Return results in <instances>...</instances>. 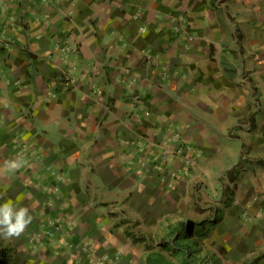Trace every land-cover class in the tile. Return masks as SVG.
<instances>
[{"label":"crops","instance_id":"obj_1","mask_svg":"<svg viewBox=\"0 0 264 264\" xmlns=\"http://www.w3.org/2000/svg\"><path fill=\"white\" fill-rule=\"evenodd\" d=\"M17 157L0 193L39 263L117 259L124 219L190 202L229 261L264 264V0H0Z\"/></svg>","mask_w":264,"mask_h":264},{"label":"rangeland","instance_id":"obj_2","mask_svg":"<svg viewBox=\"0 0 264 264\" xmlns=\"http://www.w3.org/2000/svg\"><path fill=\"white\" fill-rule=\"evenodd\" d=\"M124 220L127 224L123 232L110 236L111 242H121L119 257L104 259L101 264H248L232 262L224 256L211 241V225L205 210L191 208L190 202L182 215L172 210L160 219ZM184 223L189 226L188 232H184ZM12 238H0V263L5 259L7 264H64L62 257L39 263V256L28 245L20 241L19 246ZM125 253L130 254L128 260L123 257ZM66 264H73L72 258Z\"/></svg>","mask_w":264,"mask_h":264},{"label":"clouds","instance_id":"obj_3","mask_svg":"<svg viewBox=\"0 0 264 264\" xmlns=\"http://www.w3.org/2000/svg\"><path fill=\"white\" fill-rule=\"evenodd\" d=\"M24 161L17 158L5 159L0 171L5 174L13 173L20 169ZM33 216L27 207H16L11 199H5L0 193V238L18 237L32 222Z\"/></svg>","mask_w":264,"mask_h":264},{"label":"trees","instance_id":"obj_4","mask_svg":"<svg viewBox=\"0 0 264 264\" xmlns=\"http://www.w3.org/2000/svg\"><path fill=\"white\" fill-rule=\"evenodd\" d=\"M183 229H184V232H188L189 226H188L187 223H184V228ZM0 264H2V263H0ZM3 264H7L5 259L3 260Z\"/></svg>","mask_w":264,"mask_h":264}]
</instances>
